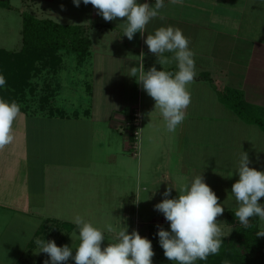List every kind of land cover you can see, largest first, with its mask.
Instances as JSON below:
<instances>
[{
  "label": "rangeland",
  "instance_id": "374dc122",
  "mask_svg": "<svg viewBox=\"0 0 264 264\" xmlns=\"http://www.w3.org/2000/svg\"><path fill=\"white\" fill-rule=\"evenodd\" d=\"M90 10L91 4L84 5L82 0L79 7H76L73 4V0H0V50L19 52L23 48L25 15H32L42 20L51 19L57 23L71 24V26L75 27V24H84L89 21ZM246 11L247 13L251 12V14L249 13V15H247L245 18L246 26L250 25L254 27L252 29H259L258 35L260 36V39H264V0H252L251 3H247ZM121 21L122 20L117 18L114 22L119 24ZM99 31L100 30H98V32ZM104 31H106V29L100 31L101 34L105 33ZM105 36L109 40L110 37L108 34L105 33ZM232 40L234 41L233 44L235 47L238 45V50L241 54L238 53L235 66L236 71H234L235 74L233 75L231 73L229 79L232 81V78L235 76V84H238L241 81V78L239 77L240 63H245L246 65L248 64V61L244 58H246V54L248 53L249 43L243 45L247 46L246 49L240 50L239 40L237 45L236 40ZM93 51L94 50H92V52ZM192 51L194 52V49H192ZM60 53L63 56V63L55 73L53 71L50 72L49 68L42 69V71L38 72V74L36 73L33 79V84L36 86L35 91H37L39 94L43 93V91H45L47 82H50L51 85L56 86L55 90L58 92L54 96L56 106L64 105L69 109H77L78 111L88 109L92 113V117L80 116L79 121H77L75 120V115L69 114L70 118L58 119L55 117H44V119H38L36 117H32L31 119H26L25 122H23L20 114L13 123V135L15 137L14 141L10 145H7L4 149L0 150V152L12 149L14 144L16 150H29L28 159L24 164L27 166V170L29 172L28 180L30 181L29 186L32 196L31 201L33 202V206L40 208V213L43 220L53 218L54 211L56 209L60 210L57 211V213L63 217L62 213H64V208H67L68 196H78L79 199H77L76 202L79 204V207L81 205L80 203H86L93 198V202H90L91 206L94 205V202L100 204V206L93 209V214L95 216L92 220L94 222L93 226L101 229L104 232L105 240L102 243V248L107 246L109 242H115V233H109L106 229V225H113L116 232H118L122 227L127 226L129 234L133 230H137L142 237H146L152 242L153 251L155 253L152 258L153 264H175V262L169 261L164 256V250L160 246L159 238L157 237L158 227L152 225L143 226L141 223L137 222L136 219V208L138 204V182L141 180L143 182H151L153 177L157 176V180L162 179V177L161 175H158V172H156V175L153 172H145V170L138 173L135 161L132 163L128 157L129 153H134V156L136 157L141 155V158L143 157L144 153H149L151 155V140L152 138L154 139L156 137V131H153V125H151L150 122L145 119L144 114H142L141 111L142 120H140L141 123L139 129L140 148L138 151L132 148L133 146L129 138V134L131 132L129 133V130L126 129L125 131L128 142L125 146V148H127V154L124 155L121 152V148L125 138H123L120 133L124 134L125 131L121 127H119L121 128L120 131L119 129L115 130L118 124H120V120L118 118H120L122 114L127 116L132 114V116H134L135 110L137 111L139 109V98L137 92V87L139 84L137 83V78L131 76L133 81L130 80L129 82H126V86H128V88H125L126 95L116 96V94H114V97L105 98L103 94L104 88H106L107 91H110L108 90V87L111 86V93H117L115 86L118 84L116 78L118 77L116 62L112 60L111 65L108 67L107 65L102 66L100 63L99 66H95L97 62L96 61L94 66H92L93 63L91 62L90 58L93 57L91 56L88 59V53L86 54V51L81 52L79 55L69 50H61ZM38 66L39 68H42L41 65ZM240 74L242 75L243 73ZM92 79L96 82L99 80V83L96 84V94L93 99L89 96H86V94H91L88 90L89 86L91 87L92 85ZM234 91L243 92L237 86L235 88L227 89L226 93L229 94ZM100 94L102 97H99ZM222 94H224L223 91H221L219 95L221 99ZM195 95L196 91L192 100L198 101L194 104H199V106H194L192 108L189 107L190 111L192 112L190 114L195 113L191 116H196V113L201 114L203 110V113L208 116L207 114L211 113V110L207 109L209 106L213 108L215 106L218 107V103L216 104V101L218 102V96L216 98H206L204 96V98L195 99ZM40 99L41 98L38 97H29L27 101L29 105L36 107L40 105ZM131 106H136V109L132 108ZM254 108L264 111V107ZM69 109L66 110L69 111ZM95 117H98L97 120H99L101 117L102 119L94 123ZM110 117L112 120H110ZM110 125H112V127H110ZM128 125V128H130L131 124L129 123ZM255 129L250 127H238L236 130H230L225 126L210 127V124L207 120L204 123L201 121V119L197 120L196 118L192 120L188 119L184 122V134L182 139L184 140L187 138L191 143L194 141V144L197 147H199L200 144L194 139L198 138L200 139L201 144H205L208 142V140L215 138L221 141H226L224 142L225 144H231L241 148V153H237V151L234 149H229L227 145L226 148L219 150V157H216V159L214 158V153H216L214 152V150H216L214 149L215 146H206L203 151H201V149L198 151L196 148H192L195 147L193 144H190L189 148L183 145L181 146L182 153L184 152L183 155L186 153L187 161L190 164L187 166L188 169L185 171V174L190 175L192 179L196 175L202 174L205 182L219 197V203L221 206L224 208L229 206L232 209V211L227 210L223 212L222 215L217 217V221L219 222V226L221 227L223 235L221 237L222 244L220 251L215 256H218L221 253L222 256L224 253L229 252L227 250L222 251L223 247L225 248L226 246V242H229L232 246H234L238 252H244L248 242H253L254 249L252 253L260 257L264 256V250L256 248L257 243L263 239V237L260 238L257 236V232L264 230V222H261L259 217L254 216L250 218V226L244 227L239 223L238 219L230 222L232 216L229 215L230 212L235 213L238 208L235 199L231 196V189L232 185L239 179L238 174L233 171L238 165V161L242 152L248 154L249 160L251 161L249 167L255 168L258 171H264V150L263 153L259 154V151L264 149V145L260 147L264 143V135L262 134V136H260V133L256 132L258 130ZM165 132L166 131L160 127L158 129V137H164L163 133ZM100 144L105 146L107 149L106 153L104 150L102 155L100 154L101 157H99V155L97 159L93 157V162L95 161L94 169L101 170L103 173L101 172V177L98 179V181L93 182L92 177L89 176V167L93 165V162H91V157L94 156L93 151L95 154L96 150L100 148ZM161 147L164 149L163 146ZM163 155L164 153H161L159 158L163 157ZM103 156L105 157L103 158ZM154 156L155 155H153V157ZM165 158L166 157L163 159ZM123 160H126L123 165H117L115 168H111L109 170L103 166L110 164L111 167H113L114 164L123 162ZM57 165L64 171L60 168H56ZM70 166H75L77 169H70ZM65 168H67V170ZM56 171L69 174L68 178L71 180L67 182L69 184H63L58 191L59 197L63 199L66 207L56 204V201H54V204H51L49 207H44V191H46V187L43 188V185H47V183L44 181V178L51 179V175L49 174H54ZM231 172H233V175L228 177ZM191 180L184 182L182 185L184 186L186 184H190ZM90 186L93 188V190H91ZM151 186L149 187L151 188ZM56 187H58V184ZM65 188L67 189L65 190ZM85 188H87V192H90L89 195L92 191L94 192H92V195L89 196L88 199H85L83 195ZM166 188L167 187L162 183L157 186L156 189L159 191V202H161L164 198L163 193ZM152 192L153 189H151V193L148 197V193L142 191L141 215L142 217L143 215L144 217H153V212H156L157 216L160 215L164 217L162 213L154 209L150 202L151 200L149 198L152 196ZM48 195L49 197L50 195L56 197V193L53 191L48 193ZM175 196L176 195H174L172 192L171 198H174ZM259 203L264 204V197L260 199ZM148 206L155 211L151 210V212L148 213L146 211ZM120 208H122V210L128 214V217L125 215L126 217L121 218V216L117 214L118 212L121 213ZM102 209L104 214H109L108 221L105 220L104 223L95 224V222H97L96 219L98 214ZM117 209L119 211H117ZM79 211H85L84 207L82 209L76 208L75 213H78ZM71 213L73 214L72 211ZM15 214L16 216H12L13 220L24 219L23 217L20 218L19 214ZM104 218H106V216H104ZM29 220L32 221L31 219ZM61 220L63 221V219ZM67 221L73 222V219ZM34 223L36 228H38V231L37 229L35 231V235L37 236L39 234V239H45V236H48L50 233L51 235H58L59 230H57V228H59L61 233L52 240L55 241L57 246L68 245L69 247H72L73 255L75 254V248L80 242L78 239L79 232H76V238H72V236L68 237L69 232L73 230L74 226H71L66 222H63L62 226L57 224H51L50 226H47L46 222V224L42 226L43 228H41V220H37ZM16 224L23 229L20 223L13 222L10 225L16 226ZM8 229H11L12 239L14 241L15 237H21L17 235L18 230L16 228L7 227V230ZM164 229L170 231V224H167ZM5 233L7 234V232ZM27 234H34L33 230L29 229ZM156 238H158V241H156ZM5 239H8V237H5ZM24 239L25 238L18 240L19 242L16 243V249H0V264H17L21 260V257L18 256H20L21 247L23 245L22 240ZM46 240H49V237H47ZM40 251L41 249L39 247V254H43V252ZM32 255L33 254L31 252H27L25 258L22 260V263L30 261ZM42 258H46L48 260L50 259L49 256L46 255ZM33 259L34 257L31 260ZM46 259L40 261L43 263L38 262L37 264H44ZM20 263L21 262L18 264ZM67 264H75V262L70 259ZM195 264H201L200 260H197ZM220 264H223V261Z\"/></svg>",
  "mask_w": 264,
  "mask_h": 264
},
{
  "label": "crops",
  "instance_id": "0c3cea01",
  "mask_svg": "<svg viewBox=\"0 0 264 264\" xmlns=\"http://www.w3.org/2000/svg\"><path fill=\"white\" fill-rule=\"evenodd\" d=\"M138 2H148L153 6L155 4V1L149 0H138ZM251 2L252 0H183L181 4H171L169 0H165V7L160 9V15L163 16V19L158 16L157 18L151 20L150 23L147 25V31L144 33V35L141 36V34L137 32L132 40H129L126 36L123 35V22L126 20V18H119L120 20H122L121 22H119V24L114 22L116 19L110 22H106L101 15L97 14V10L92 5L90 10V19L88 18L89 21L84 24H75L76 26L86 28V34L88 35L91 41V46L87 58L89 59L91 56L93 57L90 58L91 62L93 63L92 66H94L96 61L97 62L95 66H99L100 63L102 66L107 65L108 67L109 65H111L112 60L116 62L118 69V77H116L118 84L115 85L117 93H111V86L108 87V90L110 91H107V89L104 88L103 94L105 98L114 97V94H116V96L126 95L125 88H128V86H126V82H129L130 80L133 81V79H131V76H129L130 68L138 67L141 60H143L145 71H148L154 65L157 70H162L163 68V70L170 71L173 73L178 70L177 62L172 59V57L174 56L173 53H164L165 56L169 57L171 62L167 65L161 66L156 63L157 57L149 51L148 46L144 43V40L146 39L147 35L154 34V31L159 27L173 26L181 29L183 35L189 38L190 40V50L192 51V49H194L195 53H193L197 76L194 82L187 86L188 91L191 94L190 104L192 105L188 106L186 110L185 120L181 125L177 126L174 132H168L166 130L165 122L162 116L160 115L159 110L154 109L155 101L147 95V93L142 89L140 85H138L137 87L139 98V109L137 111L140 113L141 120L142 114H144L145 119H147V121H149L150 124L153 125V131H156V137L154 139L152 138L151 140V155L149 153H144L143 157L141 158V155L139 157H136L134 156V153H129L128 159L132 161V163H134L135 161L138 173L143 172L145 170V172H153L156 175V172H158V175H161L162 177V179L160 180H157V176L153 177L151 182H143L142 180L139 181L140 183L138 182V204L136 208V219L137 222L141 223L143 226L152 225L157 227V225H160L164 228L167 224H169V222H167L164 217L160 215L157 216L156 212H153V217H144V215L142 217V191L147 192V196L149 197L151 189H153L152 196L149 199L151 200L150 202L154 207V205L159 202V191L156 188L160 183L164 184L166 187H173L172 192L174 195H176L175 197H177L179 190L183 187L182 184L192 179L190 175L185 174V171L188 169L187 166L190 164L187 161L186 153V156L183 155L184 152L182 153V145L189 148V145L193 144L195 147L192 148H196L198 151L200 149L201 151H203L206 146H215L214 149L216 150H214V152L216 153H214V158H218L219 150L222 148H226V146L228 145L224 143L226 141H221L215 138H213L212 140H208V142L205 144H201L200 139L193 138L196 142H199V147L194 144V141L191 143L187 138L183 140L182 136L184 134V122L186 120H192L196 118L197 120L201 119V121H203L204 123L207 120L210 124V127L225 126L228 127L230 130H236L238 127H250L253 129L257 128L255 129L258 130L256 132L260 133V136H262V134L264 135V131L258 124L251 123L242 119L240 116H238L234 109L228 107L225 103H223L222 99L219 97L221 91L226 94L227 89L235 88L238 86L243 91L242 93L244 94V99L248 104L254 107H264V39H260V36L258 35L259 29H252L254 27L250 25L246 26L245 23L246 16L249 15V13L251 14V12L247 13L246 4ZM62 25L71 26V24ZM105 29L106 31L104 32L110 37L109 40L106 38L105 33L101 34L100 32ZM98 30L100 31L98 32ZM232 39L236 40V45L239 40L240 50L246 49L247 46L243 45L249 43L248 53L246 54V58H244L248 61V64L246 65L245 63H240L239 72L243 74L241 75L239 73L241 81L238 84H235V76L232 78V81H230L229 79L231 73L233 75L235 74L234 71H236V60L238 57V53H240L238 50V45L235 47V45L233 44L234 41ZM92 50L94 51L92 52ZM91 82L92 85L91 87L89 86L88 90L91 94H86V96H89L93 99L96 94V84L99 83V80L96 82L92 79ZM195 91V99L204 98V96L206 98H216L218 96V102L216 101V104L218 103V107L215 106L213 108L209 106L207 109L211 110V113L207 114L208 116L203 113L204 110L201 114L196 113V116H191L195 113L190 114L192 113L190 111V108L194 106H199V104H194L198 101L192 100ZM99 97H102V95L100 94ZM53 102V108H58V110L53 114L50 111V107L45 108L43 110V108L29 106L25 109L20 110V117L21 119H23V122H25L26 119H31L32 117H36L38 119H44V117H55L58 119L70 118L69 114L75 115V120L77 121H79L80 116L92 117V113L88 109L78 111L77 109H69L67 106L64 105L56 106V101ZM132 108L136 109V106H133ZM66 109H69V111H67ZM137 111L135 110V113ZM130 117H132V114L129 116L122 114V116L118 118L120 120V124H118L115 130L119 129L120 131L121 128H123L124 131L126 129L129 130L128 124L130 122ZM97 119L98 117H95L94 123L96 121H100L102 117L99 120ZM110 120H112V118ZM110 127H112V125H110ZM160 127L163 128L164 131H166L165 133H163L164 137L162 138H159L157 135L158 129ZM120 134L123 136V138H125V141H123L121 148V152L125 155L127 154V148H125V146L127 145L128 138L126 131L124 134ZM167 135H169L170 137ZM263 145L264 143L260 147H262ZM161 146H163L164 149H162ZM227 147L229 149H234L235 151H237V153H241V148L238 146L229 144ZM104 150L106 153L107 149L104 145L100 144V148L96 150L95 154L93 151L94 156L91 157V162H93L94 160L93 157L96 159L98 155L99 157H101L102 152ZM263 150L264 149H261L259 151V154L263 153ZM161 153H164V155L163 157L159 158V155ZM28 154L29 150L27 149L16 150L15 144L12 149L0 152V249H16V243L19 242L18 240L25 238L24 240H22L23 245L21 247L20 256H18L21 257V260L19 262H21L20 264H37L41 260L46 259L42 258L43 256L48 255L46 253L39 254L38 252L39 246L36 244V239H39V234L37 236L35 235L36 229L38 231V228H36V225L34 223L35 221L41 220V228H43L42 226L46 224V222L47 226H50L51 224H57L62 226V223L66 222L71 226H74L73 230L69 232L68 237L72 236V238H76V232H78V229L73 222L67 220H72L74 219V217L79 215L85 221L90 222L94 225V222L92 220L95 216L93 214V209L95 207L100 206V204L94 202V205L91 206L90 202H93L92 198L86 203H80L81 205L79 207V204L76 202L77 199H79L78 196H68L67 208H64V213H62L64 218L61 217L59 213H57V211L60 210L56 209L54 211L53 218L43 220L42 215L40 213V208L33 206V202L31 201L32 196L31 189L29 186L30 181L28 180L29 172L27 170V166L24 164L28 159ZM153 155L155 156L153 157ZM105 156H103V158ZM164 157L166 158L163 159ZM125 161L126 160H123V162L114 164L113 167H111L110 164L103 166L109 170L111 168H115L117 165H123ZM94 165L95 161L93 162V165L89 167V176L92 177L93 182L98 181V179L101 177V172L103 173V171L101 170L94 169ZM56 168L60 167L57 165ZM72 168L73 170L77 169L75 166H70V169ZM65 169L67 170V168ZM49 175H51V179L44 178V181L47 183L46 186L43 185V188L46 187V191H44V207H49L51 204H54V201H56V204L66 207L63 199L59 197L58 191L60 190V187L63 184H69L67 182L71 181L68 178L69 174H65V172L61 173L56 171V173H50ZM55 182L56 185L58 184V187H56ZM149 186H151V188ZM67 188H65V190ZM86 190L87 188L84 189L83 195L85 199H88L89 196L92 195L93 191L89 195L90 192H87ZM91 190H93L92 187ZM52 191L56 193V197L53 195H50L49 197L48 193ZM82 206L84 207L85 211H79L78 213H75L76 208L82 209ZM224 209H226L224 210V212L227 210L232 211L229 206H226ZM120 210L121 213L118 212L117 214L120 215L121 218L126 216L128 217V214L123 211L122 208H120ZM151 210L155 211L154 209L149 208V206L146 209L148 213L151 212ZM71 211L73 212V214L71 213ZM117 211L119 210L117 209ZM14 212L19 214L20 218L23 217L24 219L13 220L12 216H16ZM104 216H106V218H104ZM108 216L109 214H104L102 209L101 212H99L98 214V217L96 219L97 222H95V224L104 223L105 220L108 221ZM29 219L34 222L30 221ZM61 219H63V221ZM13 222L20 223L24 230L20 228V226H18L17 224L16 226L10 225ZM7 227L16 228L18 230L17 235L21 237H13L15 239L14 241L12 239L11 229L7 230ZM29 229H32L34 234H27V231H29ZM57 230H59L60 234L61 230L59 228H57ZM5 232H7V234ZM56 236L55 234L51 235L50 233L48 234V236H45V240L47 237H49V240H52ZM5 237H8V239L10 240L5 239ZM27 252H31L33 255L30 258V261L22 263V260L25 258ZM33 257L34 259L31 260Z\"/></svg>",
  "mask_w": 264,
  "mask_h": 264
},
{
  "label": "clouds",
  "instance_id": "9594fccd",
  "mask_svg": "<svg viewBox=\"0 0 264 264\" xmlns=\"http://www.w3.org/2000/svg\"><path fill=\"white\" fill-rule=\"evenodd\" d=\"M84 5L91 4L97 14L106 22L117 18H126L123 22L124 36L129 40L139 32L147 31L151 20L160 15L165 7L164 0H155L154 6L138 0H82ZM171 4H181L183 0H169ZM79 7L81 0H73ZM144 43L157 57L156 63L167 65L171 61L164 53H173L177 62V71L157 70L152 66L145 71L143 60L138 67H131L129 76L136 77L137 83L154 101V109L162 116L166 130L174 132L186 118V110L191 103V94L187 86L194 82L197 73L194 53L189 48L190 40L181 29L173 26L159 27L154 34H148ZM143 56V54H142ZM6 85L5 77L0 74V87ZM20 105L0 99V150L14 141L13 123L20 115ZM248 154L242 152L238 165L233 171L239 179L232 185L231 193L238 208L234 215L244 227H249L250 218L259 217L264 222V204L259 203L264 197V171L249 167ZM233 172L228 177L233 175ZM173 187H167L161 202L154 209L162 213L170 224V231L157 225L159 244L164 256L175 264H195L197 260L206 261L210 255H217L222 244V230L217 217L222 215L224 207L219 197L205 182L202 174L196 175L190 184L184 185L178 196L171 197ZM79 235V244L73 255L72 247L57 246L54 240L38 239L36 244L49 256L44 264H67L71 259L75 264H153L155 255L152 242L142 237L137 230L130 234L127 226L118 232L113 225H106L109 233H115L114 241L102 248L104 232L92 223L76 216L73 219ZM264 237V230L257 232ZM223 264H229L225 260Z\"/></svg>",
  "mask_w": 264,
  "mask_h": 264
},
{
  "label": "trees",
  "instance_id": "16d2710c",
  "mask_svg": "<svg viewBox=\"0 0 264 264\" xmlns=\"http://www.w3.org/2000/svg\"><path fill=\"white\" fill-rule=\"evenodd\" d=\"M23 30V48L19 52H9L0 50V74L6 79V85L0 87V99L8 102L15 101L20 105V110L29 105L27 99L29 97H38L40 105L38 108H51V113H55L58 108L54 107V96L58 93L54 85L47 82L45 91L39 94L35 91L36 86L33 84V79L42 69L49 68L50 72H56L63 61L61 50H69L78 55L86 51L89 52L91 41L86 34V28L81 26L62 25L52 21L51 19H38L34 16H24ZM41 65L39 68L37 65ZM38 66V67H37ZM222 101L228 107L234 109L238 116L242 119L258 124L264 131V113L248 104L244 99V94L239 91L222 94ZM26 103V104H24ZM129 138L133 137V120L134 116L129 118ZM232 216L230 222L234 221L235 215ZM255 221V220H254ZM256 222V221H255ZM157 236V235H156ZM158 237V236H157ZM159 238V237H158ZM156 238V241H158ZM262 238V237H260ZM225 248L222 251H229L221 256L210 255L206 261H200L201 264H220L225 260L229 264H264V256L260 257L252 253L254 249L253 242H248L246 249L238 252L229 242L225 243ZM256 248L264 250V237L257 243Z\"/></svg>",
  "mask_w": 264,
  "mask_h": 264
},
{
  "label": "built area",
  "instance_id": "2783aa9c",
  "mask_svg": "<svg viewBox=\"0 0 264 264\" xmlns=\"http://www.w3.org/2000/svg\"><path fill=\"white\" fill-rule=\"evenodd\" d=\"M149 1H155V0H149ZM165 1V0H164ZM134 120H133V126H134V130H133V137L134 140L131 141L132 143V148L135 150H139L140 146H139V140H140V120H141V116L140 113L137 111L134 115Z\"/></svg>",
  "mask_w": 264,
  "mask_h": 264
}]
</instances>
